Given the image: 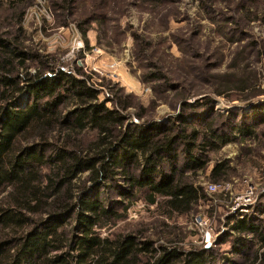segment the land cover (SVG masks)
Returning a JSON list of instances; mask_svg holds the SVG:
<instances>
[{
    "label": "rangeland",
    "instance_id": "rangeland-1",
    "mask_svg": "<svg viewBox=\"0 0 264 264\" xmlns=\"http://www.w3.org/2000/svg\"><path fill=\"white\" fill-rule=\"evenodd\" d=\"M65 1L30 0L21 10L24 44L53 61V70L85 77L108 108H121L122 97L125 127L175 124L176 133L199 116L201 132L213 120L230 134L206 151L203 169L185 173L206 195L188 214L170 220L141 198L111 231L146 226L158 240L154 227L164 222L172 234L160 243L205 249L213 264H264V243L231 229L236 218L264 227V0H70L67 10ZM6 14L1 30L15 32ZM77 105L70 100L64 110ZM231 120L251 123L253 134L232 133ZM74 136L86 146L95 134ZM222 163L227 171L213 181Z\"/></svg>",
    "mask_w": 264,
    "mask_h": 264
},
{
    "label": "trees",
    "instance_id": "trees-1",
    "mask_svg": "<svg viewBox=\"0 0 264 264\" xmlns=\"http://www.w3.org/2000/svg\"><path fill=\"white\" fill-rule=\"evenodd\" d=\"M28 1L0 0V20L7 12L17 25L11 33L0 26V264H213L205 249L158 242L172 234L164 222L154 227L158 240L146 226L111 229L141 198L170 220L188 214L206 195L185 173L203 169L206 151L230 134L213 120L201 132L199 116L176 133L175 124L125 127L122 97L121 108L106 107L85 77L53 70V61L24 44ZM65 4L67 10L70 0ZM70 100L78 105L66 111ZM248 124L229 122L244 138L253 134ZM84 131L95 134L86 146L74 136ZM226 169L217 164L213 181ZM252 221L236 218L231 229L264 243V227Z\"/></svg>",
    "mask_w": 264,
    "mask_h": 264
}]
</instances>
